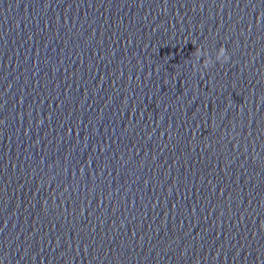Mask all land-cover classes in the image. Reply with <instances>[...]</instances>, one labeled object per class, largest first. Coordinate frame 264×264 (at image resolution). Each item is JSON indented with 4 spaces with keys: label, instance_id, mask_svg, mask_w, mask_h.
Listing matches in <instances>:
<instances>
[{
    "label": "clouds",
    "instance_id": "clouds-1",
    "mask_svg": "<svg viewBox=\"0 0 264 264\" xmlns=\"http://www.w3.org/2000/svg\"><path fill=\"white\" fill-rule=\"evenodd\" d=\"M208 52L206 51H201V49L197 48L194 55L199 59L201 56H204L205 59L203 61V68H208L212 66L214 63L213 59L207 54ZM229 60V56L227 54L226 49L221 46L219 50L217 51V55L215 57V61L217 62H227Z\"/></svg>",
    "mask_w": 264,
    "mask_h": 264
}]
</instances>
